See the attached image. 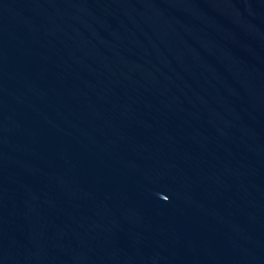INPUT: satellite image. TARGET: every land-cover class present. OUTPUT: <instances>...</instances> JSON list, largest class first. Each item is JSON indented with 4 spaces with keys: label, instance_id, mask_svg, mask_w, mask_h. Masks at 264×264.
<instances>
[{
    "label": "water",
    "instance_id": "1",
    "mask_svg": "<svg viewBox=\"0 0 264 264\" xmlns=\"http://www.w3.org/2000/svg\"><path fill=\"white\" fill-rule=\"evenodd\" d=\"M0 264H264V0H0Z\"/></svg>",
    "mask_w": 264,
    "mask_h": 264
}]
</instances>
